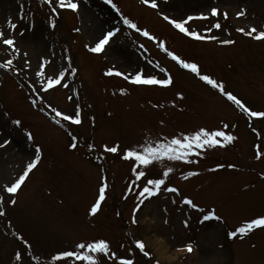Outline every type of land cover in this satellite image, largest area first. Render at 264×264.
<instances>
[{
  "label": "rangeland",
  "instance_id": "374dc122",
  "mask_svg": "<svg viewBox=\"0 0 264 264\" xmlns=\"http://www.w3.org/2000/svg\"><path fill=\"white\" fill-rule=\"evenodd\" d=\"M43 1L0 0V29L6 33V38L15 39L18 49L14 53L0 42V62L13 59L14 64H22L15 67L19 68L17 73L27 86L25 90L20 88L1 68L0 144L5 146L0 147V194L5 195V202L9 197L4 193V186L14 182V177L18 178L20 167L30 155L35 159L37 149H40L41 157L32 176L19 191L17 204L9 203L7 213L0 217V264H15L17 251L22 253L23 264H32V257L37 264H51L53 254L75 250L78 242L98 239L109 241L112 250L121 257L129 255L131 249L137 264H264V230H256L244 239L229 237L231 231L245 222L264 215V155L256 159L258 150L264 153V118L247 116L217 89L181 68L155 41L143 36L156 56L142 62L137 55L142 58L144 54L138 50L137 41L132 38L124 42L117 35L106 48V58L115 63L117 69H127L126 74L134 75L140 70L157 78H166L170 74L173 78L171 86H135L122 77L97 75L89 63L94 57L89 53L83 57L77 53L84 50L82 45L93 46L104 33L121 24L113 19L105 5L101 6L99 2L89 5L84 0H77L79 10L74 12L76 15L64 12L55 29L63 31L68 42L67 30L79 29L77 35L81 40L75 46L77 76L88 107L76 104L74 100L77 85L69 82L70 70L63 82L68 87L57 86L45 93L44 80L36 75L41 63L50 61L46 75H58L66 60L58 50L63 43L52 42L50 38L44 18L54 21L55 16L51 13L48 17L45 6L38 7L44 4ZM117 1L125 10L129 8L125 5L129 1L130 11L124 16L157 37L147 21L148 18L164 21L156 11L142 5L140 0ZM56 2L54 0V6ZM20 4L25 7L32 4L23 15L31 20V25L19 22ZM216 6L223 8L219 11H229V22L233 25H259V19L264 17V0H168L163 4L164 10L172 11L179 18ZM242 10L246 14L238 18L237 13ZM38 12L45 17H38ZM104 13L111 17L107 23ZM115 16L117 19L122 17L118 13ZM218 17L211 20L213 28L221 21ZM9 19L18 23L15 31L23 30L12 34L15 31L8 27ZM156 21L151 22L154 27H158ZM198 24L191 23L189 27ZM171 29L173 41L165 42L169 51L187 62L197 63L202 74L222 82L226 91L236 95L248 108L264 111V42L247 37L236 28L233 30L229 24L218 33L207 34L216 36L217 40H192L172 25ZM259 29H264V18ZM180 37L186 39H180L179 43ZM224 39L235 43H220ZM119 42H124L125 46H117ZM157 64L167 71L160 72ZM102 67L106 73L108 69ZM122 89L127 94H123ZM69 96H72L71 100ZM74 105L76 110H81L83 123L76 127L62 120L56 123L60 118L53 108L73 113L76 111ZM11 118L22 123L16 125ZM224 124L229 127L225 129ZM201 128L223 130L236 136L237 140L224 148L201 150L202 156L190 157L197 161L195 163L165 160L163 164L154 163L147 169L141 167L139 170L145 171L146 176L139 181L132 171L133 163L122 158L129 148L139 149L145 143L155 147ZM25 130L36 136L32 141V153L26 148ZM73 136L76 142L79 141L76 149L70 147ZM105 145H119V152L106 153ZM49 160L50 166H42ZM166 167L174 169L166 179V186H162L158 195L144 200L136 212L142 199L139 193L148 186L146 181L163 178ZM188 172L199 175L183 179ZM105 180L109 185L106 200L101 211L93 217L90 209ZM165 187H176L179 193H169ZM184 198L192 199L209 211L214 208L215 214L222 219L201 222V211L185 205ZM2 210H5L4 206ZM134 215L136 223L132 222ZM185 220L188 227H185ZM137 240L145 242L148 257L134 248ZM25 241L27 249V245H31L29 252L21 244ZM189 243L193 245L191 253L183 250ZM160 245L170 259L163 257L158 249Z\"/></svg>",
  "mask_w": 264,
  "mask_h": 264
},
{
  "label": "snow or ice",
  "instance_id": "6c2138e0",
  "mask_svg": "<svg viewBox=\"0 0 264 264\" xmlns=\"http://www.w3.org/2000/svg\"><path fill=\"white\" fill-rule=\"evenodd\" d=\"M46 3L51 7L53 13L57 12V8L65 9L72 12H78L79 4L77 0H57L56 6H54V0H45ZM167 3V0H164ZM106 3L110 4L113 8L116 9L117 12L120 9L117 7L113 0H106ZM140 3L154 11L167 23L172 25V27L178 30L183 35L190 37L193 40L197 41H205V40H217L216 36H205L197 31L190 30L189 25L191 21L194 20H208L209 17L200 14L199 16H188L186 19L177 20L171 18L169 15L165 14L160 9V4L158 0H140ZM211 16L218 17L221 15L218 8L211 9ZM246 14L244 10L237 13V17H242ZM224 19H228V13H223ZM123 23L127 25L128 28L134 29L136 32L140 33L143 37L156 41L157 37H155L152 33H150L147 29H141L138 27L136 23H134L131 19L124 17ZM55 27V23L52 24ZM8 27L15 31L17 25L12 22L11 19L8 21ZM216 29L221 28V24L216 22L214 24ZM79 31V29H77ZM238 32L243 35L250 37L258 42H264V29H258L255 26L248 28H239ZM120 32L119 28L114 30H109L106 34L95 43L94 46H89L88 51L94 54L103 53L106 49V46L110 44L114 37ZM23 35V33H21ZM0 42L3 45L7 46L8 49H11L12 52H18L16 48V42L14 38H6V33L3 29H0ZM220 43L224 45H232L235 43L234 40L224 39L221 40ZM141 48H144V45H140ZM158 47L161 48L173 61H175L181 68L189 70L191 73L195 74L201 81L210 85L213 89H217L221 94L225 95L229 101L233 104L237 105L242 109L247 116L252 118H264V111H256L248 108L244 105V103L237 98L231 92L226 91L225 85L222 82H218L212 76L207 74H202L199 65L195 62H187L182 59L179 55L175 54L172 51H169L165 45V42L158 41ZM24 55H27L26 53ZM50 61L42 62L40 65V69L37 72V76L41 77L44 82L42 83V88L45 93L50 90H54L57 86L68 87L67 83H63L66 80V72L60 71L57 74L46 75V66ZM13 66V60L7 59L6 62L0 63V68L10 69ZM156 68H159L160 72L164 73L167 70L161 68L159 64L156 65ZM75 74V70H73V75ZM107 76H117L122 77L130 84L135 86H161V87H169L173 84V78L169 74L166 78H157L155 75H146L143 70L137 71L133 74H126L115 68H110L106 73ZM23 87V85H21ZM123 94H127L125 90H121ZM183 97L181 96V99ZM69 100L72 99V96L68 97ZM32 103L35 105L36 101L33 100ZM55 115L59 117L56 123H60L62 121L68 122L70 125H81L83 123L81 110H76L73 113H65L63 111H58L53 108ZM16 125H20L22 122L17 119L14 121ZM223 127L228 128V124H224ZM29 138H31L32 134L29 133ZM73 143L70 145L72 149L77 148V143L75 142L76 137L73 136ZM237 140V137L231 134H227L223 130L209 131L207 129L201 128L193 134L182 135L177 138H173L166 143H159L155 147L151 143H145L142 148H129L123 154V159L126 161H130L133 163L134 167L132 171L136 174L135 178L139 181L142 177L146 176L145 171H140L141 167L147 169L152 166L154 163L163 164L165 160L167 161H183L185 163L191 164L197 161L190 159L191 156L200 157L202 156L201 150H209L215 149L217 147H227L231 145L234 141ZM7 143V142H6ZM4 144H0V147H4ZM37 155L35 159L29 162L23 172L14 182L10 185L4 186V193H6L9 197V202L15 206L17 204V195L21 190L22 186L25 185L26 180L29 178V175L33 172L34 169L37 168L38 164L41 161V157L39 155L40 149H37ZM104 151L106 153L117 154L119 152V145L116 146H104ZM264 153H261L259 150L257 151L256 159H261V156ZM219 167H223L220 165ZM229 167H235V165H229ZM212 171H216L218 169H211ZM174 171L172 167H166V170L163 171L162 177L160 179H148L146 184L148 186L143 187V190L139 193V196L142 198L139 202V205L135 209L136 212L140 210V205H143L144 200L150 199L158 195L161 191L162 186H166V179L169 175ZM199 175L198 172H188L184 175L183 179L188 180L192 176ZM109 185L105 182L99 188L98 199L95 204L90 209V215L95 217L101 211V205L106 200V192ZM165 190L169 193H179V189L176 187H165ZM183 203L185 205L191 206L194 209H198L201 212H204L203 208H199L192 199L184 198ZM5 204V195L0 194V217L5 215V211L2 210ZM222 219L220 216L215 214V211L209 212L208 214L203 215L202 221H210V220H220ZM133 223H136L135 215L133 216ZM185 227H188V221H184ZM256 230H264V215L257 216L256 218L251 219L243 224V226L238 229L231 231L229 233V237L233 240L239 238L244 239L252 232ZM27 243V241H25ZM31 245H29V248ZM255 247V245H253ZM134 248L138 250L140 253H143L145 257L149 256V253L145 250L146 244L143 241L137 240L135 241ZM187 252L191 253L193 251V245L187 244L186 248L183 249ZM51 264H67L68 261H71V264H137L134 252L130 249L129 255L121 257L117 254V252L112 250L111 243L105 239H98L91 242L83 241L78 242L75 245V250H64L59 251L53 254L50 258ZM15 264H23V256L22 253L17 251L14 255ZM158 264V262H157Z\"/></svg>",
  "mask_w": 264,
  "mask_h": 264
},
{
  "label": "bare ground",
  "instance_id": "6f19581e",
  "mask_svg": "<svg viewBox=\"0 0 264 264\" xmlns=\"http://www.w3.org/2000/svg\"><path fill=\"white\" fill-rule=\"evenodd\" d=\"M28 180V179H27ZM159 251L161 252V254L163 255V257H165V258H167V259H170L171 257L170 256H165V251H164V249H163V246L162 245H160L159 246Z\"/></svg>",
  "mask_w": 264,
  "mask_h": 264
}]
</instances>
